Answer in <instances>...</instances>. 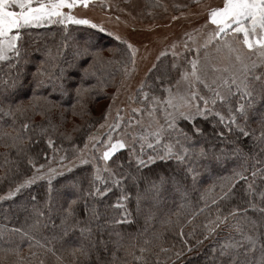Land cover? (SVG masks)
I'll return each mask as SVG.
<instances>
[{
  "label": "snow or ice",
  "instance_id": "obj_1",
  "mask_svg": "<svg viewBox=\"0 0 264 264\" xmlns=\"http://www.w3.org/2000/svg\"><path fill=\"white\" fill-rule=\"evenodd\" d=\"M193 2L198 4L200 0ZM91 3L93 0H0V62H5L9 69L6 75L0 74V112L12 117L13 125L16 123L17 112L23 115L31 109L33 115H40L42 120L47 121L46 125H35L40 133L46 134L49 128L55 131L57 125L52 122L51 112L61 105L51 99L53 95L73 99V110L77 104L83 109L87 97L97 88V84H86L85 81L91 77L100 85L104 84L101 75L97 74V65L103 68L113 61H104L99 55L100 50L90 43V38L82 45H73L71 57L66 58L64 49L68 47V39H65L63 47L58 45L55 52L48 48L31 71L32 80L27 86L31 87L32 95L28 98L27 107L18 103L15 98L26 87L25 68L21 63L28 62L22 55L23 39L28 30L59 25L63 26L67 35L69 25H83L113 35L121 43H127L108 32L101 24L75 14V9H86ZM205 11L204 23L193 29V32L185 33L187 40L183 42L182 50L175 51L176 43L171 46L174 57L171 70L179 73L174 81L167 66L163 74L156 77L155 82L142 80L138 86L141 107L132 109L135 117L130 116L127 123H124L121 116L123 110L117 108L115 118L107 123L112 108L109 105L103 116L106 123L100 125V128L106 130L90 133L82 148L72 145L77 152L73 159L78 160L81 165L91 164V171L87 176L73 178L67 184L77 195L68 200L67 207L62 208L60 224L52 225L60 228L63 235L67 236L69 232L78 230L81 236L87 234L91 237L92 222L100 221L103 215L99 210L102 202L99 198L106 197L114 189L120 190L116 202L105 204V209H120V218L105 220L104 223L118 225L130 222V213L127 212L125 203L129 199L125 192L128 184L137 189L139 210L142 200L151 201L153 205L159 203L169 184L175 193L185 195L184 181L189 176L195 181L199 175L198 169L208 168L213 163L222 164L231 158L243 161L241 170H233L232 176L227 178L233 186L237 180L248 179L244 175L248 168L244 165L249 159L254 161L250 172L253 180L248 184L249 195L254 191L252 186L255 178L264 179V155H261L264 154V0H219L215 5L205 6ZM127 46L134 56L133 46L130 43ZM165 55V52L160 53V56ZM89 57L90 60L87 59ZM159 58L158 56L157 60ZM81 61H86L88 66L82 68L79 82L73 83L71 70L80 67ZM153 68H156L155 64ZM130 71L126 69V74ZM40 89L48 90V95L39 93ZM119 92L120 88L117 87L112 94L113 101ZM75 114L73 111V115ZM182 122H187L190 127L182 126ZM205 125L208 126V131L205 130ZM21 128L27 132L30 121L24 122ZM61 135L70 139L68 134ZM0 138L11 141L10 145L5 143L6 148H15L18 154L23 151L19 146L25 142V137L19 129L0 132ZM244 138L251 141L247 150L242 142ZM47 144L55 153H59L60 149L54 147L51 138L47 140ZM125 149L128 150L126 160L117 156V153ZM49 159L48 165L37 166L33 157L29 156L28 163L34 169L33 174L17 184L8 196L14 197L25 187L46 179L49 192L47 203L51 212L52 180L64 172H71L76 165L72 161L63 163L67 160L66 155L59 156L55 167L51 164L52 158ZM156 161H171L175 167L169 174H145L144 169ZM5 163L12 161L5 157ZM256 164L261 167L257 168ZM85 182L86 188L83 186ZM141 182L143 190L140 189ZM230 192L231 188L221 198L227 197ZM259 197L261 203L249 200V208L260 214L259 219L245 216L243 225L237 222L232 226L239 239L229 236L220 243L219 256L226 259L219 264H264V242L259 243V255H255L261 235L259 230L264 228V190L259 192ZM3 199L5 197L0 196V200ZM32 199L35 200V197ZM81 199L85 201L87 224H82L77 218L76 206ZM89 199L94 201L91 207ZM213 203L216 201L213 200ZM236 211L238 210L228 215L235 216ZM35 215L43 218L45 213L35 209ZM227 221L228 216H217L216 227ZM40 227L41 220L37 219L29 225L31 232L23 234L34 241L36 247L43 249V253L32 251L34 245L31 243L28 245L30 259L20 255L19 246L2 249L0 251L5 255L0 257V264H46L44 256L48 253L55 257L56 264H78L77 253L85 259L90 258V248L81 244L68 249L72 259H66L50 243H42L36 238L35 233L40 231ZM52 239L57 237L53 236ZM100 243L103 244L104 241L101 239ZM144 243L147 244L148 241L145 240ZM91 247H95V244ZM145 251L144 247H140L141 255L133 254L134 260H144L147 264L142 255ZM160 251L167 249L161 248ZM212 252L214 255L211 259L215 260L217 249L213 248ZM9 255H14L15 259L8 260ZM157 264H160L159 258Z\"/></svg>",
  "mask_w": 264,
  "mask_h": 264
},
{
  "label": "trees",
  "instance_id": "obj_2",
  "mask_svg": "<svg viewBox=\"0 0 264 264\" xmlns=\"http://www.w3.org/2000/svg\"><path fill=\"white\" fill-rule=\"evenodd\" d=\"M146 1L149 2V5L146 8H143L145 17L143 16L142 20L144 22H149V19L146 17H149L150 15V8H154V11L164 13V3H169L171 7L177 6V0H164V2H162L163 0ZM172 10L173 11H170V13L166 11V15L178 14V10L176 11L175 8ZM143 11L141 10L142 13ZM84 27L85 26L83 25H69L67 35L64 33L63 26L59 25L28 30L23 39L22 55L28 62L30 57L34 56L36 53H40L43 58V53L48 48H51L52 51L55 52L57 46L59 45L63 47V41L68 39V47L64 49V53L66 58H70L73 51V45L77 43L82 45L86 39L90 38V43L94 48L100 50V57H102L104 61H113L111 64H105L103 68H101L100 65H97V74L101 75L104 81L103 85H100L95 78L91 77L85 81L86 84H97L96 90L91 95V97L94 98V101L97 102L100 98L106 96L104 95L106 92L115 88L117 85L116 82L120 81L122 76L125 75L124 73L126 72V69L132 64L133 53L129 50L127 44L116 41L115 45H108L111 41L107 39V35L102 34L97 30L84 29ZM139 29L143 28L139 27ZM167 48L169 49V47ZM163 51L166 55H158L160 58L156 61V68H152L146 76L149 83L155 82L156 77L163 74L165 66H167L171 72L173 81L179 74L178 71L171 70V64L174 59L171 51L168 52L166 48ZM35 58L37 59L36 56ZM87 59L90 60L91 58L89 57ZM39 60L40 59L38 58L36 62L33 63V68L29 69L27 74H25L29 77H24V80L27 79L28 82L32 80L31 71L35 68ZM28 62L24 63L22 61L21 66L26 68ZM181 63H183V61H181ZM87 66L86 61H81L80 67H78V74L71 71V79L73 83L79 82L82 68ZM8 71L9 69L6 63L0 62V74L6 75ZM25 85L27 89L30 90L29 95L23 97L20 96L22 98L15 96V98L17 102L18 99H21L23 106L27 107L28 98L32 95V90L31 87L27 86L28 83H25ZM38 91L45 96L48 95L47 90L43 92L42 89H40ZM51 99L58 101L54 96H52ZM70 100L73 99L70 98ZM135 103L141 104L140 93L138 90L135 94ZM77 112L79 114L82 113L80 107L75 111V113ZM62 113L63 111L61 107L52 110V122L57 125V128L55 131L49 128L48 132L44 134L40 133L39 130L35 128V125H46L47 121L42 120L40 115H33L31 109L26 111L23 115L17 112L15 115L16 123L14 125L12 123V117L4 116L3 113L0 112V132H12L13 128H15L19 129L21 135L25 137V142L19 146L23 151H20L19 154L17 149L11 147H5L4 151H0V164L5 168V176H0V196L5 197V199L0 202V250L19 246L20 255L29 258L28 253L30 249L28 245L31 243L34 245L31 249L32 251L43 253V249L36 247L35 242L30 241L23 234L24 232H31L29 225L33 224L35 220L40 219L41 227L40 231L35 233L36 238L42 243H50L58 253H63L66 259H72V256L67 251L70 248L80 246L81 244L90 248L91 256L88 259H85L77 253L78 264H145L144 260L136 261L133 258V254L141 255L139 252L140 247L146 249L142 255L147 260V264H157V258H159L160 264H219L220 261L226 259L219 256L220 243L227 240L229 236H232L234 239H239L233 228L229 233L224 234L223 226L226 224H228V226H233L237 222L243 225L245 223V216L252 219H259L260 214L249 208V200L251 199L256 203H261L259 192L264 190V179H260L259 177L255 178V183L252 186L254 191L249 195L250 190L248 184L253 180L250 172L254 163V161L249 159L244 165L248 168V171L244 172V175L248 179L237 180L233 186L231 181L227 178L232 176L233 170H241L243 161L241 159L231 158L225 163H213L209 166L212 169V174L217 175L218 173L217 171H214V168L217 170L219 165H223L222 167L226 169L229 164L228 162L236 161V164L231 166L230 171L226 174L220 175L215 181H212L209 187H206V181L198 184L200 178L204 177L207 170L206 168L198 169L199 175L196 177L195 181L189 176L184 181L186 194L180 196L176 193L175 202H170L168 198L164 199L163 196L162 200L155 205H153L151 201L142 200L138 210L136 200L137 189L131 184L126 185L125 192L128 194L129 199L125 203L126 210L130 213V216L128 217L130 222L118 225L104 223L105 220L110 221L113 218H120V209H105V204L116 202V197L119 195L120 191L110 192L106 197L100 198L102 202L99 205V210L103 215L101 216L100 221L92 222L91 237H88L87 234L81 236L78 230L69 232L67 236L63 235L60 228L53 227L52 225L53 223L56 225L60 224L62 208L67 207L68 200L77 195L74 190L67 186L70 180L65 182V180H58L61 179L58 178L55 181H52L53 191L50 205L51 212H49V204L47 203L49 192L48 181L46 180L39 183L37 186L31 184L25 187L17 193L19 194L18 197H15L17 194L12 197L13 199L6 197L11 190L16 188L17 184L22 183L32 174L33 167L28 163L29 156L33 157L36 165L44 163L50 157L53 148L48 147L47 140L49 138L53 140L55 148H59L64 154L70 155V152L73 150L72 145L76 144L81 147L84 143L85 137L98 123V119L91 118L84 122V125L87 124V126L82 127L81 125H78L73 127L72 131L76 128H79L80 130H78L73 138L69 140L61 135V133H64L62 130ZM133 115H135V113H133ZM38 116L39 118H37ZM26 121H30V128L27 132L21 128V125ZM182 126L190 127L187 125V122H182ZM252 126L255 127L254 124ZM205 130H209L207 125H205ZM28 137L31 139L28 140ZM242 142L247 150L251 143L250 139L244 138ZM5 143L10 145L11 141L6 140L5 138H0V146H5ZM65 149L67 151H65ZM117 156H121L126 160L128 150L125 149L122 152L117 153ZM5 157H7L9 161H12V163H5ZM255 166L257 168L261 167L259 164H256ZM174 167L175 165L171 161L167 163L156 161L155 164L144 169V172L148 175L157 172L169 174ZM81 171L83 170H79L76 173L63 178H74V176L79 178V176L82 175H78ZM55 183L59 184L56 185ZM84 187L86 188L87 185H84ZM143 187V182H141L140 189L143 190ZM230 188V194L227 197L221 198L222 194L224 192H229ZM172 191L173 189L169 184L166 193H172ZM61 193L63 198L58 197ZM33 196L35 197V200L32 199ZM176 196L178 197L176 198ZM23 199L28 202L26 208L23 210V214H19L20 212L18 214L10 213V218L5 220L4 214L9 213L10 205L14 206L16 202H20ZM213 200H215L216 203H213ZM93 203L94 201L92 199L88 200L89 207H91ZM33 206H35V208ZM35 209L42 210L45 213L44 217L41 218L36 216ZM245 209L248 211L245 212ZM234 210H238L236 211L235 216H229L228 214ZM76 211L77 218L81 220L82 224H87L88 218L84 214V199L79 201L76 206ZM217 216L222 218L228 216L227 223L220 224L219 227H216L215 222ZM45 225L47 226L45 227ZM97 225L100 226L97 227ZM12 229H20L21 231L13 232ZM210 229H214V231H210ZM259 231L261 235L259 236L257 252L255 255H259V243L264 242V228H261ZM53 236H56L57 239L53 240ZM101 239L104 241L103 244L100 243ZM145 240L148 241L147 244L144 243ZM93 243L95 244V247H91ZM161 248L167 249V251L162 252L160 251ZM213 248L217 249L215 260L211 259L214 255L212 252ZM177 253L181 254L177 255ZM4 255L5 253L0 251V257H3ZM44 258L46 264H56L55 257L50 253L46 254ZM13 259H15L14 255L8 256V260Z\"/></svg>",
  "mask_w": 264,
  "mask_h": 264
},
{
  "label": "rangeland",
  "instance_id": "obj_3",
  "mask_svg": "<svg viewBox=\"0 0 264 264\" xmlns=\"http://www.w3.org/2000/svg\"><path fill=\"white\" fill-rule=\"evenodd\" d=\"M162 2H164V0ZM218 2L219 0H200V2L197 4L194 3L193 0H177L176 7H171L169 3L167 4L164 3L165 6V8L163 9L164 13L154 11V8L149 9L150 15L149 17H146L149 19V22H144L142 20L143 16L145 17L143 8H146L149 5L148 4L149 2L146 0H94L93 3H91L89 7L86 9L85 8L75 9L74 12L76 15L80 17L88 18L92 20L94 23L101 24L105 29L108 30V32L114 33L116 36L121 37L122 40L127 41V43L125 44L128 45L130 43L135 49V55L132 56V64L128 68L131 71L127 72V74L126 72L124 73L125 75L122 76V79L116 82L117 85L115 86V88H112L109 92H106L104 94L106 96L100 98L97 102L94 101L93 97L91 96L87 97L86 106L83 109L79 104H77L75 110H73L72 108L73 100H70V98L62 99L58 95H53L61 105L60 107L63 111L62 130L64 131L65 134L70 135L69 140H71L73 136L76 134V132L80 130L79 128L78 129L76 128L74 131H72V128L78 125H81L82 127L87 126V124L84 125L85 124L84 122H86L91 118L98 119V123L95 125L96 127L93 130H91L90 133H94L97 131L104 132L106 128L102 129L100 128V125L106 123L105 120L103 119V116L104 113L108 111L109 105H112V108H111V112L109 113L107 123H111L112 120L115 118L117 108H121L123 110L121 112V116L123 117L124 123H127L128 118L130 116L135 117V115H133L132 113V109L141 107V104L135 103V94L137 93L138 86L140 85L141 81L147 80L146 76L149 70L153 68V64H156L158 55H160L161 52H164L163 50L165 48L167 49L168 52L169 51L172 52L171 46L173 43L177 44V48L175 49V51L178 52L181 51L183 47V42L185 41V39L187 40L185 33L193 32V29L198 28L204 23L206 19L205 6L215 5ZM173 8H175L176 11L178 10V14H169V16L166 15V11L170 13V11H173L172 10ZM141 10L143 11V13L141 12ZM117 17L119 19H117ZM173 17H176V19H173ZM139 27L143 29H139ZM84 29H92V28L85 26ZM92 30H96V29H92ZM100 33L107 35L108 37L107 39L111 41V43H108V45L109 44L115 45V42L119 41L115 39L113 35H108L106 32H100ZM189 44L191 45V41H189ZM167 47H169V49ZM35 56L37 57V59L42 58V55L40 53H36L34 56H31L25 68V74H27L29 69L33 68L32 65L37 60ZM71 71L74 72L75 74H78L79 69L77 67L72 69ZM24 77L28 78L29 76L25 75ZM25 83L26 84L28 83L27 79H25ZM117 87L120 88V92L117 95L115 101H113L112 94L116 92ZM42 91L44 92L46 91V89H42ZM29 93L30 90H28L27 87H24L20 90V92L16 96L18 97L28 96ZM129 97H134V99H129ZM18 103L23 105L21 99H18ZM78 107L81 108L82 113L79 114L77 112L75 115H73V113L71 112L77 111ZM37 118H39V116ZM136 118L139 119V117ZM146 120L147 117H145V121ZM87 136L85 137V140L87 139ZM83 145L81 146V148L83 147ZM4 149L5 146L1 145L0 151H4ZM62 155L67 156V160L64 161L63 163H68L69 161H72V163L75 164L76 166L72 169L71 172H64L63 175H57L52 181H55L58 178H61L58 180H65V182L69 181L73 177L70 178L68 177L63 178V177L74 174L79 170H83L78 174V175L82 174L79 177L88 175L90 173L91 164L81 165L78 163V160L73 159V157L77 155V152L75 150H72L70 152V155H68V154H64V152L61 149L59 153H55L54 150L52 149L49 158H52L51 164L53 167L56 166V164L59 162V156ZM49 158L42 164L48 165L50 163ZM228 163L229 164L226 169L222 167L223 165H219L217 167V170L214 168V171L215 172L217 171L218 173L217 175L212 174V169L210 167L206 168L207 169V170L205 169L206 173L204 177L200 178L198 184L206 181V187H209L212 181H215L216 179L219 178L220 175L226 174L228 171H230L231 166L235 165L236 161L228 162ZM4 169L5 168L0 164V176L2 177L5 176ZM58 171H60V169H58ZM74 178H77V176H74ZM43 181L44 180H39L36 183H34V185L37 186L39 185V183ZM55 184L58 185L59 183L58 184L55 183ZM84 185H87V183H85ZM113 191L117 192L120 190L114 189ZM18 195L19 194H17L15 197H18ZM175 195L177 194L174 191H172V193L165 192L163 193L162 196L164 199L168 198L170 202H175ZM6 197L13 199L12 197H9L8 194L6 195ZM58 197L63 198L62 193L59 194ZM177 197L178 196H176V198ZM27 203H28L27 200L23 199L20 202H16L14 206L10 205L9 213L4 214V219L7 220L8 218H10V213L18 214L20 212L19 214H23V210L24 208H26ZM232 228H233L232 225L230 226H228V224L224 225L223 226L224 234L229 233L232 230Z\"/></svg>",
  "mask_w": 264,
  "mask_h": 264
}]
</instances>
